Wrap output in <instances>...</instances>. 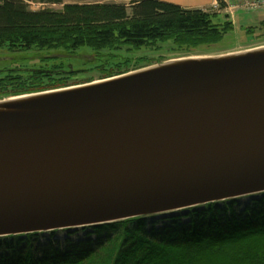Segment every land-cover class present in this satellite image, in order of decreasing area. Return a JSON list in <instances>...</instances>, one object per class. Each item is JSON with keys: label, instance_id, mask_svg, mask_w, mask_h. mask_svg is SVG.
<instances>
[{"label": "water", "instance_id": "water-1", "mask_svg": "<svg viewBox=\"0 0 264 264\" xmlns=\"http://www.w3.org/2000/svg\"><path fill=\"white\" fill-rule=\"evenodd\" d=\"M263 47L161 62L0 113V239L264 195V53L239 56Z\"/></svg>", "mask_w": 264, "mask_h": 264}, {"label": "trees", "instance_id": "trees-1", "mask_svg": "<svg viewBox=\"0 0 264 264\" xmlns=\"http://www.w3.org/2000/svg\"><path fill=\"white\" fill-rule=\"evenodd\" d=\"M33 1L63 5V0H0V48L72 53L87 48L111 53L124 47L156 48L171 41L187 51L214 47L234 29L229 20L220 22L218 13L187 10L161 0L130 6L64 4L59 11H32ZM256 28H248L247 35H254ZM56 60L50 69H32L29 77L0 79V95L71 86L65 71L68 64ZM125 73L103 74L100 80ZM89 229L77 239L69 232L63 241L54 237L57 232L43 241L40 234L1 238L0 264H264V195L246 204L232 200L191 209L165 221L133 218Z\"/></svg>", "mask_w": 264, "mask_h": 264}, {"label": "rangeland", "instance_id": "rangeland-1", "mask_svg": "<svg viewBox=\"0 0 264 264\" xmlns=\"http://www.w3.org/2000/svg\"><path fill=\"white\" fill-rule=\"evenodd\" d=\"M99 1L106 0H65L63 1V5L64 2L66 5V3L91 4ZM63 5L41 4L38 1H33L29 4V7L32 11H39L42 9L59 11L63 8ZM238 11H240V13L236 16L235 29L226 35L220 44H217L214 47H201L189 50L187 49V51H185L179 50L173 42L168 41L160 43L156 48L145 47L136 51L131 50L129 47H124L121 50L111 52L112 54L108 52L94 53V51L87 48H81L75 52L73 51L74 53L71 51L68 52L64 49L42 50L32 48L30 50L13 52L5 48H0V79L9 75L13 77L16 75H23L24 78L29 77L28 74L32 71V69H50L54 60L57 59L56 61H63L68 64V66L65 67V71H67L66 73H68L69 77L67 79L65 76V78L69 80L67 82L68 85L75 86L77 84L80 85L88 83L90 80V82L100 80L104 77L103 74L131 72L135 69L145 68L153 63H159L161 60H164L165 62L182 58L215 57L229 53H240L264 46V28H259L262 22L259 21L261 18L260 14H257L258 11L245 12L243 10H236L233 14ZM233 14H230V16ZM228 16L229 15L226 14L222 16L220 15L218 19L220 22H224ZM262 25L264 26V24ZM248 28H256L259 30H257L254 35H247L246 30H248ZM89 61L92 62L89 64ZM104 70L106 72L102 73ZM14 96H18V94H1L0 100ZM250 200L251 198H244L238 200V202L246 204ZM177 215H169L167 217H159L156 219L165 221V219ZM90 231L91 230L89 228L71 232L61 231L57 232L54 237L63 241L67 238V236H69L68 234L70 232L72 233V239H77L87 235ZM48 237L49 234H45L42 235L40 239L43 241Z\"/></svg>", "mask_w": 264, "mask_h": 264}, {"label": "bare ground", "instance_id": "bare-ground-1", "mask_svg": "<svg viewBox=\"0 0 264 264\" xmlns=\"http://www.w3.org/2000/svg\"><path fill=\"white\" fill-rule=\"evenodd\" d=\"M254 53H264V47L260 48V49L248 51L244 54H240L239 56H244V55H249V54H254ZM154 66H156V65H154ZM166 66L167 67H173V63L172 62L167 63ZM156 68L157 67L147 68L145 70L137 72V74H142V73H145L146 71L156 69ZM119 78H121V77H119ZM119 78L109 79V80H105V81L97 80V81H93V83H90V84L84 83V85L82 84V86H79V87H71V88H67V89H60L57 91H48V92L36 93V94H32V95L10 97V98L4 99V100H0V113L26 112V111H28L26 109V107L34 101L42 100V99H49V98H52L55 95H58L60 93H66V92H71V91H75V90L91 88V87L98 86V85H101V84H104V83H107V82H110L113 80H117Z\"/></svg>", "mask_w": 264, "mask_h": 264}, {"label": "crops", "instance_id": "crops-1", "mask_svg": "<svg viewBox=\"0 0 264 264\" xmlns=\"http://www.w3.org/2000/svg\"><path fill=\"white\" fill-rule=\"evenodd\" d=\"M65 1V0H63ZM137 2V1H141V0H106V1H99V2H94L91 4H124L126 6L130 5L133 2ZM163 2L166 3H170V4H174L177 5L183 9H187V10H203V11H211V12H215L218 13L219 15H229L228 18H226L227 20H229L230 22H232L233 27L235 29L236 27V16L240 13V11L234 13L232 16H230V14L228 13L227 10H215V3L216 0H161ZM65 4V2H64ZM68 4V3H66ZM89 4V3H88ZM246 12V11H245ZM257 14H260V18L261 20H259L260 22L264 21V10L258 11Z\"/></svg>", "mask_w": 264, "mask_h": 264}, {"label": "built area", "instance_id": "built-area-1", "mask_svg": "<svg viewBox=\"0 0 264 264\" xmlns=\"http://www.w3.org/2000/svg\"><path fill=\"white\" fill-rule=\"evenodd\" d=\"M264 9V0H216L215 10H227L233 14L236 10L253 12Z\"/></svg>", "mask_w": 264, "mask_h": 264}]
</instances>
